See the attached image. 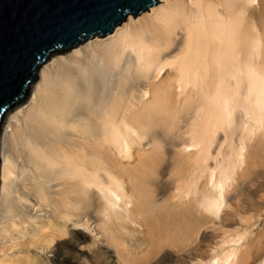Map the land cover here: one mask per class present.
I'll use <instances>...</instances> for the list:
<instances>
[{
  "label": "bare ground",
  "instance_id": "obj_1",
  "mask_svg": "<svg viewBox=\"0 0 264 264\" xmlns=\"http://www.w3.org/2000/svg\"><path fill=\"white\" fill-rule=\"evenodd\" d=\"M154 1L8 109L0 264H264V0Z\"/></svg>",
  "mask_w": 264,
  "mask_h": 264
},
{
  "label": "water",
  "instance_id": "obj_2",
  "mask_svg": "<svg viewBox=\"0 0 264 264\" xmlns=\"http://www.w3.org/2000/svg\"><path fill=\"white\" fill-rule=\"evenodd\" d=\"M154 4V0H0V133L8 109L23 100L52 52L108 34L127 14L136 16Z\"/></svg>",
  "mask_w": 264,
  "mask_h": 264
},
{
  "label": "rangeland",
  "instance_id": "obj_3",
  "mask_svg": "<svg viewBox=\"0 0 264 264\" xmlns=\"http://www.w3.org/2000/svg\"><path fill=\"white\" fill-rule=\"evenodd\" d=\"M259 181H262V180L260 179ZM241 218L242 219H240L238 217L239 220L234 223L232 228H234V227L235 228H237V227L238 228H241V227L243 228V226H247V225L253 224L252 229H254L256 231H259L261 229V232H262L261 233V235H262L261 238L264 241V219H262V217L261 218H257V217L256 218H252L249 215H243ZM209 233H210V231H204V232H202L200 234L199 241H200L201 245L203 244L204 240H208V239H206V236L209 237V235H210ZM260 239H259V241H260Z\"/></svg>",
  "mask_w": 264,
  "mask_h": 264
},
{
  "label": "snow or ice",
  "instance_id": "obj_4",
  "mask_svg": "<svg viewBox=\"0 0 264 264\" xmlns=\"http://www.w3.org/2000/svg\"><path fill=\"white\" fill-rule=\"evenodd\" d=\"M256 3H257V0H249L250 6H255ZM133 135H135V134L133 133ZM243 151H244V149H243V145H242L241 146V152H243ZM222 191H223V189H221V199H222ZM110 195L114 196L116 200H119V198H120L114 192L110 193ZM219 206L220 205L217 203L216 207L218 208ZM51 256H52V260H50L49 264H62V261L56 258V252L55 251H53L51 253ZM157 259H158V264H169V260L171 258L167 255V253L162 252Z\"/></svg>",
  "mask_w": 264,
  "mask_h": 264
}]
</instances>
